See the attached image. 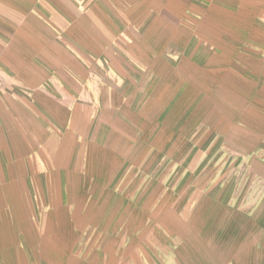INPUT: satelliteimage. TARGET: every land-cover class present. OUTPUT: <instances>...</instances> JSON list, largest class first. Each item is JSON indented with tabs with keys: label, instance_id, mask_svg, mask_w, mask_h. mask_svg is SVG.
Wrapping results in <instances>:
<instances>
[{
	"label": "crops",
	"instance_id": "obj_1",
	"mask_svg": "<svg viewBox=\"0 0 264 264\" xmlns=\"http://www.w3.org/2000/svg\"><path fill=\"white\" fill-rule=\"evenodd\" d=\"M203 137L264 159V0H0V264H93L104 195ZM245 219L168 264H264V197Z\"/></svg>",
	"mask_w": 264,
	"mask_h": 264
},
{
	"label": "rangeland",
	"instance_id": "obj_2",
	"mask_svg": "<svg viewBox=\"0 0 264 264\" xmlns=\"http://www.w3.org/2000/svg\"><path fill=\"white\" fill-rule=\"evenodd\" d=\"M253 146L249 138L206 142L203 137L174 142L162 154L150 152L146 168L134 171L127 190L121 187L133 206L115 215L110 193L103 194L102 216L82 244L93 264H168L176 249L211 247L216 240L208 236L222 231L229 238L220 241L235 249L243 233L258 228L245 217L264 197V159L244 156ZM140 152L136 143L135 156ZM211 200L229 204L228 221L211 216Z\"/></svg>",
	"mask_w": 264,
	"mask_h": 264
}]
</instances>
